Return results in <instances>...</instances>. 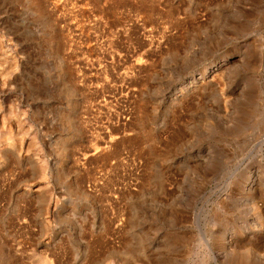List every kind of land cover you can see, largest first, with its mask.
Here are the masks:
<instances>
[{
  "label": "rangeland",
  "instance_id": "rangeland-1",
  "mask_svg": "<svg viewBox=\"0 0 264 264\" xmlns=\"http://www.w3.org/2000/svg\"><path fill=\"white\" fill-rule=\"evenodd\" d=\"M0 39L26 61L22 92H32L37 129V111L47 109L48 141L64 92L68 177L49 178L47 200L64 196L67 217L44 228L42 204L18 191L21 180L40 178L34 162L19 163L1 200L3 214L25 225L17 229L36 264H233L240 255L264 264L256 245L264 210L251 193H235L239 174L245 185L255 169L264 187V0H0ZM241 43L227 79L216 70L173 95L213 54ZM124 146L147 156L139 190L119 198L88 191L80 160L92 166Z\"/></svg>",
  "mask_w": 264,
  "mask_h": 264
},
{
  "label": "bare ground",
  "instance_id": "bare-ground-1",
  "mask_svg": "<svg viewBox=\"0 0 264 264\" xmlns=\"http://www.w3.org/2000/svg\"><path fill=\"white\" fill-rule=\"evenodd\" d=\"M11 24H13V23H11ZM14 26L16 28L15 29L16 31H20V27L18 26L17 23ZM19 33L22 34L24 32H22V33L19 32ZM11 42H13V41H11ZM15 42H13V44ZM3 43L4 42L2 41V39H0V264H36L34 262L35 261L34 256L37 255V253L35 251L30 252L31 249H29V251H28L25 248L26 244L29 241H31V240H29L30 238L21 237L19 235V232H18V229L20 227L22 229L23 226L25 228V225L23 224V222H20V221L17 222L16 221L17 219L13 220L14 218L12 216L10 217L9 214H6V215L3 214V212H4L3 210L5 209L4 204L6 203L5 202L6 199L4 201L3 197L8 193V189L12 185L11 183H13V181H14V185L16 184V179L15 180H13V179H14V176H16V170L19 167L18 166L19 163L22 164L23 162H25V163H33L34 162V163H36L35 165L38 168V175L40 176V178L36 179L34 181H30L31 179H29V178L21 180V182L19 183L18 191L21 189L20 192L23 191V193H26L29 197L30 196L36 197L38 199V201L42 204V212H41L42 217L41 218H42V221L44 223V228H46V224H49L50 221L52 219H54L55 217L58 218L59 220H63L65 217H67L68 214H66V208L70 204H68L67 201H66V203L64 202V196L60 197L59 196L60 194L55 195V196L51 195L50 199L47 200V195H48L47 193H48V187H49V181H50L49 178L54 175V177H56V179L59 180L60 183H62L64 181V179L66 177H68L67 173L65 172V168H64V160H65L64 157H65L66 152H67V137H65V135H64L65 134V124L67 122V115H66L65 104H64V92L60 94L61 98H60V101L58 104L59 110H58V114H57V118H58L57 120H58L59 130H58L57 136L56 137L53 136L54 140L48 141V139L46 137V135H48V134H46L47 130L44 128V127H46V124H48V122H47L48 121L47 120L48 119V112L46 111L47 109L46 110L44 109V111H37V113L39 115V116L38 115L37 116L40 119L39 120L40 127H39V129H37L29 117V113L31 110L30 108L32 107V104H34V103H32V101H30L32 92L29 93V91H27L29 93V95L27 94V92H25L26 95L24 94V92H22V89L24 88L22 79H23V76L26 74L25 72L27 69V64L25 63L26 61L24 62V60H23L24 58L22 59L18 56V54H16V52H18V51H16V52L10 51L7 47H5V44H3ZM243 45H245V43H243V44L241 43L240 46H238V47L236 46L237 48L229 49L226 53L224 52V49H222V50H219L217 53L213 54L211 56L212 61L210 63L204 64L197 73L190 75L185 80L179 82L177 85L174 86L175 89L173 91V95L175 97H179L182 94L192 90V87H194L195 85H201V84L204 85L206 82H210L212 79V74L216 70L222 71L224 74V78L227 79L229 76L228 70L230 69L231 65L235 61V58L234 59H229V58H231V56H233L235 54H241L242 50H243L242 49ZM15 47H17V46H15ZM28 65H29V63H28ZM222 72H220V73H222ZM62 83H63V81H62ZM43 85H44V83H43ZM41 88H42L41 94H43L45 97L46 94L48 93V87L41 86ZM38 89H40V85L38 86ZM171 89H173V88H171ZM61 90H63V89H61ZM61 90H59V91L61 92ZM254 96H257V94L256 95L254 94ZM36 97H38V96H36ZM45 98H47V96ZM226 109H228V108H225V110ZM227 111H230V110H227ZM250 111H252V110H250ZM250 113L251 112H249V114ZM244 115H245V113H244ZM237 125H238V123H237ZM231 133H232V131H231ZM38 134H40V136H41V140H42L41 143H39V141H38ZM248 143H250V145H251V143L254 144L255 142L254 143L248 142ZM52 151H53V153H52ZM50 153L54 154L55 160L53 162L47 156ZM225 154H226V152H225ZM203 157L205 158V155H202V160H203ZM223 157H224V155H223ZM222 168L223 167L221 164L216 166V167L212 166L211 172L212 173L219 172L222 170ZM258 172L259 171L257 169H255V172H253V174L249 173L250 175H253V176L252 177L250 176V180H248L247 184H245V185H244L245 181L243 178L244 177L243 173L239 174V178L237 177L238 181L236 183L235 193L236 192L239 193L240 194L239 197L240 196L243 197V195L251 193L253 198L259 202V206L261 207V209L264 210V187H262L260 182L259 183L257 182L258 181L257 178L259 177ZM35 173H37L36 170L33 171V176ZM35 176H36V174H35ZM16 178H17V176H16ZM17 187H18V183H17ZM11 189H12V187H11ZM12 192L13 191H10L11 194H12ZM16 194H18V193H16ZM17 197H18V195H17ZM33 197H30V198H33ZM1 200H3L5 202L3 205H2L3 202ZM71 206L75 207V204L73 203ZM12 213H11V215H12ZM24 214H26V212ZM28 214H29V212H28ZM26 217H27V215H26ZM258 217H261V216L258 215ZM18 218H20V217H18ZM28 218H30V217H28ZM32 222H34V221H31V223ZM31 223L29 221V225H31ZM261 223H262V221H261ZM27 224H28V222H27ZM35 226H37V225H35ZM17 227H18V229H17ZM30 227H32V226H30ZM15 229H17V232H15ZM21 229H20V231L23 232L24 229L23 230H21ZM26 231H28V230H26ZM44 231H45L44 233L46 235L44 236V238L42 240V243H43L42 245L47 246V244H49V241L51 238H50V236L47 235L48 234L47 231L46 230H44ZM41 236H43V235H41ZM228 238H229V236H228ZM257 239H258L256 241L257 243L254 241H251L250 243L253 242V243H256V245L258 244L261 247L262 246L264 247V235L260 236ZM225 242H226V240H225ZM27 245H29V243ZM31 247H34V246H31ZM246 251H249V250H246ZM234 253H236V252H234ZM248 253H250V252H247V255H250ZM126 257H128V256H126ZM128 258H130V257H128ZM145 258L147 260H149L151 258V256L145 255ZM82 259H84V258H82ZM38 261H39V259H38ZM46 261L42 262L41 264H47ZM262 261H260V262L262 263ZM149 262H150V260H149ZM254 262H256L255 258L253 259L252 257L240 255L239 257H237L233 261V264H254ZM145 263H146V261H145ZM105 264H109V263L106 261ZM119 264H121V262H119Z\"/></svg>",
  "mask_w": 264,
  "mask_h": 264
},
{
  "label": "built area",
  "instance_id": "built-area-1",
  "mask_svg": "<svg viewBox=\"0 0 264 264\" xmlns=\"http://www.w3.org/2000/svg\"><path fill=\"white\" fill-rule=\"evenodd\" d=\"M125 118L129 119V115L124 114ZM80 166L88 172L85 180L88 191L119 198L139 190L148 169V159L138 147L124 146L105 161L90 166L80 160Z\"/></svg>",
  "mask_w": 264,
  "mask_h": 264
}]
</instances>
